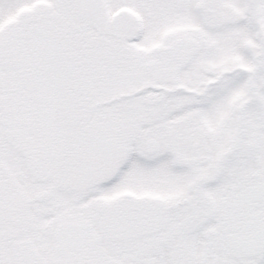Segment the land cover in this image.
<instances>
[{"label":"snow or ice","instance_id":"obj_1","mask_svg":"<svg viewBox=\"0 0 264 264\" xmlns=\"http://www.w3.org/2000/svg\"><path fill=\"white\" fill-rule=\"evenodd\" d=\"M0 264H264V0H0Z\"/></svg>","mask_w":264,"mask_h":264}]
</instances>
